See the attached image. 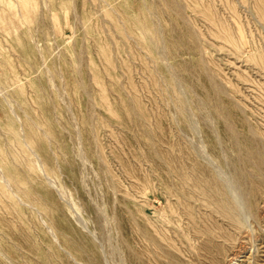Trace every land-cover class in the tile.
<instances>
[{"label":"rangeland","instance_id":"obj_1","mask_svg":"<svg viewBox=\"0 0 264 264\" xmlns=\"http://www.w3.org/2000/svg\"><path fill=\"white\" fill-rule=\"evenodd\" d=\"M0 264H264V0H0Z\"/></svg>","mask_w":264,"mask_h":264},{"label":"bare ground","instance_id":"obj_2","mask_svg":"<svg viewBox=\"0 0 264 264\" xmlns=\"http://www.w3.org/2000/svg\"><path fill=\"white\" fill-rule=\"evenodd\" d=\"M262 167V166H261Z\"/></svg>","mask_w":264,"mask_h":264}]
</instances>
